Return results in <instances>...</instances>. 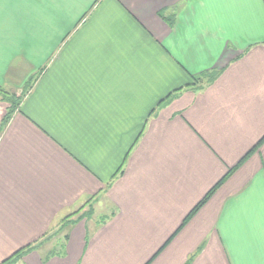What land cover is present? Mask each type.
<instances>
[{
	"label": "crops",
	"instance_id": "0c3cea01",
	"mask_svg": "<svg viewBox=\"0 0 264 264\" xmlns=\"http://www.w3.org/2000/svg\"><path fill=\"white\" fill-rule=\"evenodd\" d=\"M0 89V263L264 264V0H0Z\"/></svg>",
	"mask_w": 264,
	"mask_h": 264
},
{
	"label": "trees",
	"instance_id": "16d2710c",
	"mask_svg": "<svg viewBox=\"0 0 264 264\" xmlns=\"http://www.w3.org/2000/svg\"><path fill=\"white\" fill-rule=\"evenodd\" d=\"M217 74H218V71H210V72L203 73L201 76L196 77L198 80L197 83H198L199 88H202L205 85H207L208 83H210L217 76ZM202 81H204V82H202ZM0 95H1V99L8 102V104H9L6 108L5 114L3 115V117L0 120V133H1L3 131L5 125L9 121L10 117L12 116L13 111L15 110L17 105L19 104V100H20L22 94L17 95L15 93L4 91V90L0 89ZM166 98H168V97H166ZM263 141H264V135L255 144V146L251 149V151L254 150L255 148H257ZM244 158L245 157H243V159H241V161L244 160ZM231 171H232V169H229V171H227V173L206 192V194L200 199V201L198 203H196V205L190 210V212L187 214V216L183 219V224L188 220V218L190 216H192L205 203V201L209 198V196L216 190V188L221 184V182L224 180V178H226V176ZM87 203L88 202H86V204ZM83 206H85V205L83 204L78 209L71 212L69 215L65 216L61 220L59 225L57 227H55V229L53 228V229L45 232L41 237H39L40 239L29 242V243L21 246L17 250H15L14 252H12L9 256H7L5 259H3L0 264H11V263L17 261L18 259L22 258L27 252H29L33 249H36L40 244L45 243V242H54V243L52 244L51 249L44 255L43 260H47L51 255H54V254H63V252H64V244L63 243L68 237L67 234H64L61 236V232H62L61 228L65 223V222H63V220H66V223H67V221L73 222L74 220L68 219V217H71L72 215L79 213L82 210ZM86 213L90 214V212L84 211L79 216H77L76 219H79V218L87 215ZM57 248H59L60 250L59 249L57 250ZM199 249H200V247L197 250H199ZM193 255H194V253H193ZM191 257H192V255L189 257L186 264L189 263Z\"/></svg>",
	"mask_w": 264,
	"mask_h": 264
},
{
	"label": "rangeland",
	"instance_id": "374dc122",
	"mask_svg": "<svg viewBox=\"0 0 264 264\" xmlns=\"http://www.w3.org/2000/svg\"><path fill=\"white\" fill-rule=\"evenodd\" d=\"M88 203L86 204V203H84V205L85 206H83V209L80 211L81 213L83 212V211H86V210H90V209H92V204H93V202H90V201H87ZM81 213H79V214H81ZM79 214H77V215H79ZM97 214V213H96ZM59 236V235H58Z\"/></svg>",
	"mask_w": 264,
	"mask_h": 264
}]
</instances>
